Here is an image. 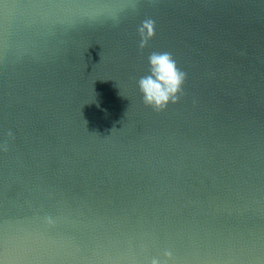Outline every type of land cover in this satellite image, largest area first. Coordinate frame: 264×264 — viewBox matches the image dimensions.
I'll list each match as a JSON object with an SVG mask.
<instances>
[{
    "label": "water",
    "instance_id": "1",
    "mask_svg": "<svg viewBox=\"0 0 264 264\" xmlns=\"http://www.w3.org/2000/svg\"><path fill=\"white\" fill-rule=\"evenodd\" d=\"M153 260L264 264V0H0V264Z\"/></svg>",
    "mask_w": 264,
    "mask_h": 264
},
{
    "label": "clouds",
    "instance_id": "2",
    "mask_svg": "<svg viewBox=\"0 0 264 264\" xmlns=\"http://www.w3.org/2000/svg\"><path fill=\"white\" fill-rule=\"evenodd\" d=\"M139 35L140 48H147L149 42L156 35L155 21H144L139 29ZM148 62L150 74L141 77L138 81V86L143 95L144 103L156 111H162L169 104L179 102L187 75L180 70L174 57L169 52H152L148 57ZM167 255L170 257L171 253ZM152 264H160V261L153 260Z\"/></svg>",
    "mask_w": 264,
    "mask_h": 264
}]
</instances>
